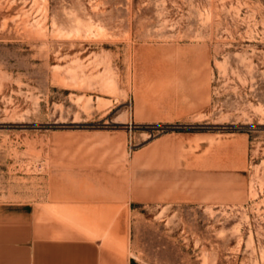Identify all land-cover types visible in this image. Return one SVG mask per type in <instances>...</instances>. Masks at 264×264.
Instances as JSON below:
<instances>
[{
    "label": "rangeland",
    "instance_id": "rangeland-1",
    "mask_svg": "<svg viewBox=\"0 0 264 264\" xmlns=\"http://www.w3.org/2000/svg\"><path fill=\"white\" fill-rule=\"evenodd\" d=\"M78 179L129 264H264V0H0V230Z\"/></svg>",
    "mask_w": 264,
    "mask_h": 264
},
{
    "label": "crops",
    "instance_id": "crops-1",
    "mask_svg": "<svg viewBox=\"0 0 264 264\" xmlns=\"http://www.w3.org/2000/svg\"><path fill=\"white\" fill-rule=\"evenodd\" d=\"M72 186L45 204L8 206L6 229L0 230V264H129L115 242L104 238L106 230L64 229L52 211L76 199L82 204L79 206L89 202L94 209H109L119 205L120 197L96 181L78 179ZM113 218L106 216L105 227ZM116 231L108 235L124 237V229Z\"/></svg>",
    "mask_w": 264,
    "mask_h": 264
}]
</instances>
